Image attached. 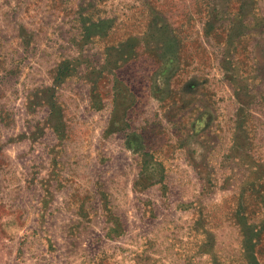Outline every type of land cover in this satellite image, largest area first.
<instances>
[{
	"label": "rangeland",
	"instance_id": "374dc122",
	"mask_svg": "<svg viewBox=\"0 0 264 264\" xmlns=\"http://www.w3.org/2000/svg\"><path fill=\"white\" fill-rule=\"evenodd\" d=\"M0 264H264V0H0Z\"/></svg>",
	"mask_w": 264,
	"mask_h": 264
}]
</instances>
